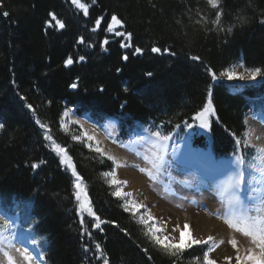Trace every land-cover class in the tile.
<instances>
[{"label": "trees", "instance_id": "obj_1", "mask_svg": "<svg viewBox=\"0 0 264 264\" xmlns=\"http://www.w3.org/2000/svg\"><path fill=\"white\" fill-rule=\"evenodd\" d=\"M81 2L87 15L72 0H0V205L38 241L46 264H196L197 257L203 264L208 245L186 248L178 260L154 245L147 226L125 211L130 197L113 195L122 185L103 175L115 173L116 163L84 139L74 140L61 120L73 112L97 125L115 121L119 144L138 125L183 138L211 92L210 141L197 134L192 143L210 146L218 160L231 157L248 112H264V77L232 94L211 73L219 77L239 62L264 69V0H221L219 26L207 0ZM113 15L123 26L108 31ZM153 47L161 52L153 54ZM45 135L66 148L93 211L107 223L97 228L95 217L80 213L75 177Z\"/></svg>", "mask_w": 264, "mask_h": 264}, {"label": "rangeland", "instance_id": "obj_2", "mask_svg": "<svg viewBox=\"0 0 264 264\" xmlns=\"http://www.w3.org/2000/svg\"><path fill=\"white\" fill-rule=\"evenodd\" d=\"M240 63L242 62L235 65ZM242 71L243 69H238V73ZM213 82L214 84L225 82L229 87L235 88L245 85L255 86L257 79L255 81L213 79ZM259 114L255 110L248 112L246 127L253 129L252 143L256 146H264V114H261L262 116L258 119L257 115ZM212 120H215L214 112L208 115L210 128L201 129L199 128V121L193 119V123L189 125H194L195 127L190 128L186 126L187 133L182 139L178 137L177 131L169 134L172 138L168 142L164 170L159 173L154 171V175L156 176L155 180L150 179L146 172L139 170L141 168H150L143 157L150 155L153 148L155 137L150 135L151 131H153L151 127L138 125L135 133L129 136L123 143L119 144V130L115 122L108 121L100 126H93L89 120L79 118L74 113H69L63 120L67 130L64 128L63 130L72 137L77 136L80 139H84L94 148L97 147V142H99L98 146L103 150L105 156L115 157V178L118 181L126 182V184H121L122 187L119 190L123 193H131V196H129L130 199L126 200L129 204L135 201L136 204L142 205L139 209L132 210L130 208L129 211L136 214L139 220L142 216L147 218L150 214L152 219L147 221V227L152 226L161 229L156 235L161 238L169 236V243H177L180 239V232H176L174 229L179 225L184 234V245H186L191 239L197 238L195 237L190 221L180 222L178 216H188L191 212L193 214L204 213L222 222L227 228L228 234L223 237L220 234L215 235V232L211 231L205 238L201 239L207 240L209 236H212L216 244L221 240L224 241L220 246L221 250L217 252L219 248L217 247L215 251L209 254V258L215 260L216 264H228L227 258L232 257L231 264H236L234 259L236 250L232 248L229 241L235 238L238 242L237 246L243 251L251 247L250 239L229 228L224 222V219L222 217L218 218L217 215L225 212V205L220 201V188L230 171L228 161L232 156L230 159L217 160L214 158L210 146L207 149L194 148L193 151L191 147V141L197 134L205 136L210 141ZM84 133L94 136L95 139L89 141ZM256 137H259V139H256ZM240 138L242 139L243 137ZM235 151H238V149L236 148ZM239 151H242L243 155L251 160V148L243 149L241 146ZM193 153L196 159L202 164L216 167L215 172L207 175L203 174L201 170L199 171L197 168L191 167L192 165L189 159L193 156ZM120 170L134 172L141 176L144 184L143 189H132L129 183L119 175ZM248 176L250 179L252 173L249 172ZM251 194L252 188L247 185L240 194V199L244 202L246 208H251L258 203L257 200L251 199ZM120 197L125 198L128 196ZM85 213L88 215L87 212ZM0 216H4L7 223L11 226L6 234L14 237L13 243L15 246L26 247L30 252L32 250L35 258L39 260L42 257L40 264H46V256L43 250L38 245L32 243L33 240L28 233L24 232L20 234L17 217L9 215L1 207ZM3 223L4 221H0V225ZM185 224H188L189 228H183ZM17 233L20 234L19 237H21V240L18 239ZM171 237H175L176 239L172 240ZM0 260H3L2 255H0Z\"/></svg>", "mask_w": 264, "mask_h": 264}, {"label": "snow or ice", "instance_id": "obj_3", "mask_svg": "<svg viewBox=\"0 0 264 264\" xmlns=\"http://www.w3.org/2000/svg\"><path fill=\"white\" fill-rule=\"evenodd\" d=\"M72 3L80 10H82L84 15L88 14L89 8L86 2H81V0H72ZM92 3H95V0H92ZM208 5L211 8L216 9L215 19L213 23L217 26L220 25L221 17L224 15L223 10L221 8V0H207ZM7 15V13H4ZM52 21H55L56 25L63 29L65 27L64 23L58 20L55 14H50ZM264 22V21H262ZM99 24V21H97ZM117 26L122 27V21L117 18V16L113 15L111 17V24L108 25V31H113ZM229 32L232 31L231 28L228 29ZM118 35H125L123 32L117 33ZM129 39H131V33H127ZM83 38H81L80 43H83ZM107 43V41H105ZM127 46V45H125ZM136 52H141V49L136 48ZM154 53H160V47H153L151 49ZM165 51H168L165 49ZM174 55V53H170ZM81 60L84 57H80ZM123 59L126 61L128 56H124ZM193 60H198L199 57L193 56ZM67 64L71 65L73 60L68 58L66 61ZM238 69H243L242 72L238 73ZM151 76V73H148ZM213 79H227V80H251L255 81L257 77H264V69L260 67L249 68L246 67L243 63L238 65H233L230 68L219 73V77L215 72L211 73ZM72 87L75 88L76 84H72ZM31 108V105H28ZM35 110L33 109V112ZM214 109L212 106L211 100V92L208 94V102L207 105L203 108L202 111L198 112L194 117L195 120L199 121V128L201 129H209V121L208 115L213 113ZM65 117L68 116V112L63 114ZM37 124L40 125L41 128H44L46 132H49L50 129L46 128V125L41 124L39 120L36 121ZM245 125H247V118L245 119ZM188 127H195L194 125H187ZM61 127L67 130L64 121L61 120ZM4 128V124L0 123V129ZM89 141L94 140V136L88 135ZM151 136L155 137L153 141V148L151 150L150 155H145L143 157L144 161L150 166L149 169L141 168L139 169L141 172H146L148 177L152 180L156 179L154 175V171L159 173L164 170L165 166V157L168 152V142L171 140V135L162 134L160 130H153L150 133ZM235 137V133H233ZM241 138H235V144L237 146L238 151H234L232 158L228 161V165L230 171L221 185L220 188V201L225 205V212L223 214H217L218 218H223L224 222L229 226V228L233 229L236 233L242 234L244 237L250 239L251 247L244 249L243 251L237 246V240L232 238L229 243L232 248L236 250L235 254V262L236 264H264V146H256L252 143L253 138V129L246 128V130L242 134ZM45 139L52 141L54 146V151L59 154L61 157L60 163L65 165L67 168L71 169L72 175L75 177L74 183V197L78 202L79 211L81 214L87 212L90 216L95 217L96 227H100V223H107V221H101L99 216H96V213L93 211L91 206V201L89 199L86 185L84 184L83 177L78 174L75 165L73 164L72 157L68 154L65 147L57 144L51 135H45ZM74 140H79L80 137L73 136ZM191 139V137H189ZM259 139V137H256ZM115 143V141H113ZM99 142H97V147H95V152L103 155V150L98 146ZM91 148V145H88ZM243 147V149L251 148L252 152L251 160L247 159L242 151L239 149ZM109 160L115 163V157L108 156ZM33 168L39 167V164H33ZM251 172L252 176L249 179L248 173ZM105 176L111 177L112 184H126V182L118 181L115 178L114 172H105L103 173ZM249 186L252 188L251 199L257 200L258 203L253 205L251 208H246L244 202L240 199L241 192L245 189V186ZM115 196H131V193H123L120 190H117L113 193ZM142 205L136 204L135 201H132L131 204L126 202L124 204L125 211H129L130 208L132 210L139 209ZM152 219L149 214L147 218L141 217L139 222L145 224L147 226V221ZM0 221H4L2 225H0V255H2L3 260H0V264H40V260H38L33 256V254L29 251L28 248L24 247H16L13 243L14 237L8 236L6 233L10 229V225L7 223L6 218L4 216H0ZM81 224H83V219H81ZM183 228H189L188 224L183 225ZM161 231L159 228H155L152 226L147 227V234L150 236L154 245L160 248L166 255L177 258V260L182 256L183 252L187 249H191L194 245H208L207 251L203 253V264H216V261L209 258V254L216 250L220 244H223L224 241L221 240L219 244L214 242V238L209 236L207 240L201 239H191L189 243L184 245V234L181 230L180 226L177 225L174 231L180 232V239L177 243H169V236H164L161 238L156 235L157 232ZM172 240H175V237H171ZM32 243L34 245L38 244V241L33 240ZM184 245V246H182ZM96 249L99 251L101 258H103V250L100 248V245H96ZM232 257H228V264H231ZM103 264H109L108 260H103ZM196 264H200V258H196Z\"/></svg>", "mask_w": 264, "mask_h": 264}, {"label": "bare ground", "instance_id": "obj_4", "mask_svg": "<svg viewBox=\"0 0 264 264\" xmlns=\"http://www.w3.org/2000/svg\"><path fill=\"white\" fill-rule=\"evenodd\" d=\"M119 175L129 183V186L132 189L134 190L143 189V186H144L143 178L139 176L138 174L134 172H129V171L125 172V171L120 170ZM178 219L180 222L190 221V223L193 226L195 237L197 239L205 238L207 234H209L211 231H214L215 235L220 234L223 237L228 235L227 228L224 226L222 222H220L219 220H216L215 218L209 217L205 215L204 213L193 214L191 212V214L188 216H183V215L178 216ZM221 245L222 244L219 245L217 252L221 250L220 249Z\"/></svg>", "mask_w": 264, "mask_h": 264}, {"label": "water", "instance_id": "obj_5", "mask_svg": "<svg viewBox=\"0 0 264 264\" xmlns=\"http://www.w3.org/2000/svg\"><path fill=\"white\" fill-rule=\"evenodd\" d=\"M153 54H158V53H154V52H153ZM167 54H168V52H166V55H167ZM126 61H127V60H126ZM126 61L124 60V62H126ZM67 66H69V64H67Z\"/></svg>", "mask_w": 264, "mask_h": 264}]
</instances>
